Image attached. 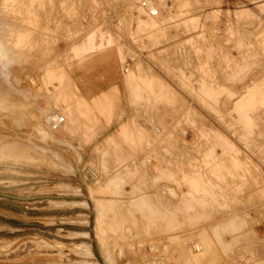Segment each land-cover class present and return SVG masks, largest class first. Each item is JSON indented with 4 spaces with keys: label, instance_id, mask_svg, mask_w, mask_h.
Listing matches in <instances>:
<instances>
[{
    "label": "rangeland",
    "instance_id": "1",
    "mask_svg": "<svg viewBox=\"0 0 264 264\" xmlns=\"http://www.w3.org/2000/svg\"><path fill=\"white\" fill-rule=\"evenodd\" d=\"M253 243L264 264V0H0V264H251Z\"/></svg>",
    "mask_w": 264,
    "mask_h": 264
},
{
    "label": "crops",
    "instance_id": "2",
    "mask_svg": "<svg viewBox=\"0 0 264 264\" xmlns=\"http://www.w3.org/2000/svg\"><path fill=\"white\" fill-rule=\"evenodd\" d=\"M138 189L137 186L133 188L132 192L135 193V191ZM134 197V202L137 210H139L141 213H143L149 221H158L161 223L162 228H164L167 231H172L176 229L180 224L181 221H178L176 215L174 212L168 211L167 209H162L157 207L154 203H152L149 198L144 194H137ZM126 205V204H125ZM200 217V214L193 213L188 215V219H197ZM237 220L234 218L228 219L227 221L221 223V224H215L211 227V232L213 235L220 241L222 239V233L229 232L230 230L235 229L237 226ZM232 234V233H231ZM173 236H177L173 234ZM208 237L210 240V236L208 234V231L206 229H201L198 232V242L202 240V238ZM200 243V242H199ZM211 243V242H210ZM254 245L251 246L252 252L249 253L253 261L251 264H256V260L259 258V254L257 252V246L258 244L253 243ZM209 262H213L212 260Z\"/></svg>",
    "mask_w": 264,
    "mask_h": 264
},
{
    "label": "water",
    "instance_id": "3",
    "mask_svg": "<svg viewBox=\"0 0 264 264\" xmlns=\"http://www.w3.org/2000/svg\"><path fill=\"white\" fill-rule=\"evenodd\" d=\"M83 176H84V178L86 179L87 182H90L93 179V177H94V173L91 170L87 169L83 173Z\"/></svg>",
    "mask_w": 264,
    "mask_h": 264
},
{
    "label": "bare ground",
    "instance_id": "4",
    "mask_svg": "<svg viewBox=\"0 0 264 264\" xmlns=\"http://www.w3.org/2000/svg\"><path fill=\"white\" fill-rule=\"evenodd\" d=\"M152 10H153V8H151V7L148 6V11H150L151 13L154 14V12H153ZM199 242H200V241H199ZM202 242L204 243V241H202ZM203 243H202V244H203ZM206 244H207V243H206ZM203 245H204V244H203ZM203 247H204V246H203ZM195 250H196V252L202 250V245H201V243H196ZM205 250H206V248H205ZM192 251H193V250H192ZM207 251H208V250H206V252H207ZM193 252H194V251H193ZM193 252H192V253H193ZM196 252H195V253H196ZM195 253H194V254H195ZM196 255H197V254H196Z\"/></svg>",
    "mask_w": 264,
    "mask_h": 264
}]
</instances>
